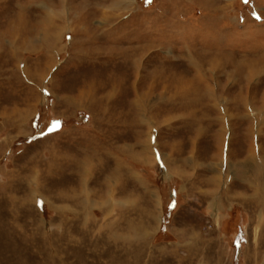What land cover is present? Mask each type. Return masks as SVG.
Here are the masks:
<instances>
[{"label": "rangeland", "instance_id": "1", "mask_svg": "<svg viewBox=\"0 0 264 264\" xmlns=\"http://www.w3.org/2000/svg\"><path fill=\"white\" fill-rule=\"evenodd\" d=\"M264 0H0V264H264Z\"/></svg>", "mask_w": 264, "mask_h": 264}, {"label": "bare ground", "instance_id": "2", "mask_svg": "<svg viewBox=\"0 0 264 264\" xmlns=\"http://www.w3.org/2000/svg\"><path fill=\"white\" fill-rule=\"evenodd\" d=\"M253 188H255V194L258 196L259 194L261 195V192L264 189V186L255 184Z\"/></svg>", "mask_w": 264, "mask_h": 264}, {"label": "snow or ice", "instance_id": "3", "mask_svg": "<svg viewBox=\"0 0 264 264\" xmlns=\"http://www.w3.org/2000/svg\"><path fill=\"white\" fill-rule=\"evenodd\" d=\"M245 2L247 3V0H245Z\"/></svg>", "mask_w": 264, "mask_h": 264}]
</instances>
